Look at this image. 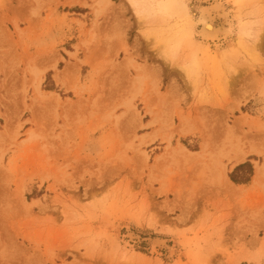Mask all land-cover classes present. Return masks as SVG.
I'll list each match as a JSON object with an SVG mask.
<instances>
[{
	"label": "rangeland",
	"instance_id": "1",
	"mask_svg": "<svg viewBox=\"0 0 264 264\" xmlns=\"http://www.w3.org/2000/svg\"><path fill=\"white\" fill-rule=\"evenodd\" d=\"M132 1L0 0V264H264V0Z\"/></svg>",
	"mask_w": 264,
	"mask_h": 264
},
{
	"label": "bare ground",
	"instance_id": "2",
	"mask_svg": "<svg viewBox=\"0 0 264 264\" xmlns=\"http://www.w3.org/2000/svg\"><path fill=\"white\" fill-rule=\"evenodd\" d=\"M132 5H133V7H134V9L136 10V12H137V14H138V16H139V18H141V19H144L145 18V20H147L148 18V20L147 21H150V15L148 16V15H145L144 14V10H145V6L143 7V6H141V4H140V2L138 1V0H133L132 1ZM215 6V5H214ZM217 7V10H218V7H219V5L218 6H216ZM201 8V7H200ZM205 8V7H204ZM214 9H215V7H214ZM146 10H147V8H146ZM149 10V9H148ZM210 10V9H209ZM219 10H221V6L219 7ZM150 12V11H149ZM204 12V11H203ZM221 12H223V10H221ZM221 12H220V14H221ZM147 14H149L148 12H146ZM201 13V12H200ZM208 13V12H207ZM151 14V13H150ZM220 14H219V16H220ZM203 15V14H202ZM201 15V16H202ZM217 15H218V11H217ZM222 16H225L226 15V12H224V13H222L221 14ZM138 16H137V18H138ZM204 16V20L203 21H201V22H203L204 23V26H202V32L203 33H205L206 34V36L205 37H209L210 38V36H211V39L212 38H214V37H212V36H215V38H217V34H219V33H223V35H224V37H226L227 35H228V33H229V31H230V26H229V23H228V26L229 27H227V29H224L223 27H217L216 25H214V23H213V21H212V18L209 16V15H203ZM213 17V16H212ZM214 18V17H213ZM154 19V18H153ZM217 19H219V18H217ZM216 19V20H217ZM227 19V18H226ZM200 20H202V18L200 19ZM223 20L226 22V20H225V18H223ZM228 20V19H227ZM140 22V21H139ZM201 22H200V24H201ZM230 22V21H229ZM199 23V22H198ZM202 23V24H203ZM227 23V22H226ZM216 24V23H215ZM223 24V23H222ZM260 25V24H259ZM261 25H262V23H261ZM227 26V25H226ZM263 30H264V28H263V25L262 26H259V27H257V29H256V31H255V38H254V46L255 47H260V44H261V42H262V35H263ZM201 31V30H200ZM200 34H202L201 32H200ZM222 35V36H223ZM203 36H204V34H203ZM202 36V37H203ZM219 36V35H218ZM204 37V38H205ZM219 37H221V35L219 36ZM218 37V38H219ZM208 38V39H209ZM217 38V39H218ZM219 40H221V39H219ZM221 43V42H220ZM153 46V45H152ZM168 55V54H167ZM162 56V55H161ZM175 55H173V54H171V52L169 53V55H168V58L167 59H169V62H172L173 60H174V57ZM162 57H164V56H162ZM256 58V57H255ZM257 59V58H256ZM256 59H253V61L252 62H250V66L252 67V65L255 63V61H256ZM258 60V59H257ZM125 62V61H124ZM127 62H129V61H127ZM131 62V61H130ZM169 64V63H168ZM183 66V65H182ZM160 70V69H159ZM188 70V69H187ZM64 71H67V70H65L64 69ZM62 72V71H61ZM237 74V73H236ZM235 74V75H236ZM63 77V76H62ZM60 78H61V76H60ZM233 78V77H232ZM62 81H64V80H62ZM232 83V81H231V78L226 82V84H228V85H230ZM248 94V93H247ZM245 97V96H244ZM245 98H247V97H245ZM239 120L237 121V123H236V125H239L240 123H241V119L242 118H238ZM243 119H244V117H243ZM243 119H242V123H243ZM236 125H235V127H236ZM231 127H232V129H234V130H236L235 128H234V125L232 126L231 125ZM238 127V126H237ZM251 148H252V146H251ZM252 152H256V150H254V149H252L251 150ZM241 153V152H240ZM181 154L182 155H185V156H183V157H190V159H193V157L192 156H197L195 153H190V152H188V150H185L184 149V147L183 148H181ZM190 155V156H189ZM244 157V153H242L241 154V156H239V159H242ZM189 159V160H190ZM256 173H257V175L258 176H261L263 173H264V164L262 165V166H260V167H258L257 168V171H256ZM228 184H230L231 186H233L231 183H229L228 182ZM155 240H158V243H159V239H156L155 238ZM155 240H153V243H156L155 242ZM162 243V242H161ZM139 258H142V255L141 254H130V255H127V254H124L123 255V259L126 261V260H128V261H133V260H135V259H139Z\"/></svg>",
	"mask_w": 264,
	"mask_h": 264
},
{
	"label": "crops",
	"instance_id": "3",
	"mask_svg": "<svg viewBox=\"0 0 264 264\" xmlns=\"http://www.w3.org/2000/svg\"><path fill=\"white\" fill-rule=\"evenodd\" d=\"M188 152H190V151H188ZM203 152H204V150H203ZM242 152L244 153V157L242 159H239V156H241V153L238 152L237 150L233 149L232 153L230 154V156H228L229 157V162H231L233 164H237V163L243 162L245 157L248 156V154H250V152H249V149L248 150H243L242 149ZM190 153H192V152H190ZM195 154L198 155V156L200 155V153H195ZM256 171H257V167H256ZM256 171H255V179L259 180L260 178H262L264 176V173L261 176H258ZM217 174H218V177H220L222 179V181H224L228 185V187L235 188L234 185L231 186L230 184H228V182L229 183H232V182L228 179L227 174L225 173V166H224V169L222 168V170H219L217 172Z\"/></svg>",
	"mask_w": 264,
	"mask_h": 264
}]
</instances>
